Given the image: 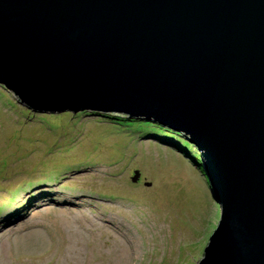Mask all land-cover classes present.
I'll use <instances>...</instances> for the list:
<instances>
[{"label": "water", "instance_id": "1", "mask_svg": "<svg viewBox=\"0 0 264 264\" xmlns=\"http://www.w3.org/2000/svg\"><path fill=\"white\" fill-rule=\"evenodd\" d=\"M0 85L179 132L220 206L196 264H264V0H0Z\"/></svg>", "mask_w": 264, "mask_h": 264}, {"label": "rangeland", "instance_id": "2", "mask_svg": "<svg viewBox=\"0 0 264 264\" xmlns=\"http://www.w3.org/2000/svg\"><path fill=\"white\" fill-rule=\"evenodd\" d=\"M0 86V264L201 259L221 214L190 142L180 134L128 135L81 116L79 135L60 153L62 128L50 133L47 125L71 123L70 112L30 119Z\"/></svg>", "mask_w": 264, "mask_h": 264}, {"label": "trees", "instance_id": "3", "mask_svg": "<svg viewBox=\"0 0 264 264\" xmlns=\"http://www.w3.org/2000/svg\"><path fill=\"white\" fill-rule=\"evenodd\" d=\"M0 88L3 89L1 86H0ZM1 96H3V94H1ZM6 104L11 105L12 103L7 102ZM25 108L26 107H24V109ZM26 110H27L26 113L25 112H21V114L25 115V116L28 115V114H31L30 110H28L27 108H26ZM69 115H70L71 118L74 119V121H72L69 124L62 125V124L59 123V120H58L57 123L53 122L52 124L47 125L49 130H51L50 133H53L52 132L53 130L56 131V133H57L59 127L62 128L61 132H59L57 134L55 133L58 136L57 140L59 141V142H56V144H55V146H56L55 148L58 147L55 150H57V151L59 150L60 153L68 151L69 147L66 144H70V142L75 140L77 135H79V133H77L78 130L75 129V128H78L79 130H80V128H82L83 125H81L80 123H84V122H80L81 121L80 120L81 116L92 117V118L94 116L95 118H97V120H100L99 121L100 123L102 121L110 123V126H111L112 130H115V128H117L119 130V132H123V133L124 132H128L127 133L128 135L135 134V132H137V131L138 132H142V133L147 132L149 134L159 133L161 135L169 136V137H173L172 135H175V136L179 137V134H180L179 132L177 133L176 131L170 130L168 128L166 129V128L162 127L161 125L157 124V123L155 124V123H153L151 121L141 120V119H137V118H134V119L133 118H125V117L121 118V117H118V116H110L109 114H103V113L99 114V113H93V112H90V113H88V112H80V114H76V115H72L71 113L67 114V116H69ZM54 116L56 118H58V117H60V118L64 117L65 118L64 115L62 116L60 114L54 115ZM28 117L31 119L32 116L28 115ZM35 117L40 119V121L45 122V118H43L42 115H37ZM52 118H53V116H52ZM60 120H64V119H60ZM67 120H69V118H67L64 121H67ZM78 122H80V123H78ZM138 134H140V133H138ZM169 134H172V135H169ZM185 144H186V146L188 148L190 147L192 149V147L190 146L191 144H189V145L187 143H185ZM51 148H49L48 152L52 151ZM45 150H47V149H45ZM57 151H54V152H57ZM194 154H195V156H197V154L195 152H194ZM42 164L43 163H41V165ZM53 166H55V165L53 164ZM199 168H200V166H199ZM45 179H47V177H45Z\"/></svg>", "mask_w": 264, "mask_h": 264}, {"label": "clouds", "instance_id": "4", "mask_svg": "<svg viewBox=\"0 0 264 264\" xmlns=\"http://www.w3.org/2000/svg\"><path fill=\"white\" fill-rule=\"evenodd\" d=\"M196 147L194 146V147H192V149H193V151H195L196 150V154H197V156H195V157H197V158H199L200 157V153H198V151H197V149H195ZM200 159V158H199ZM200 166V170L203 172V164H202V162H201V165H199Z\"/></svg>", "mask_w": 264, "mask_h": 264}]
</instances>
